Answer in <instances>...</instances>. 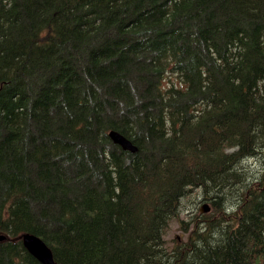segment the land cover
<instances>
[{
	"label": "trees",
	"instance_id": "1",
	"mask_svg": "<svg viewBox=\"0 0 264 264\" xmlns=\"http://www.w3.org/2000/svg\"><path fill=\"white\" fill-rule=\"evenodd\" d=\"M193 188L213 213L168 251ZM24 234L53 264H264V0H0V264H41Z\"/></svg>",
	"mask_w": 264,
	"mask_h": 264
},
{
	"label": "rangeland",
	"instance_id": "2",
	"mask_svg": "<svg viewBox=\"0 0 264 264\" xmlns=\"http://www.w3.org/2000/svg\"><path fill=\"white\" fill-rule=\"evenodd\" d=\"M176 77L174 75L168 76V81L174 80ZM170 79V80H169ZM100 144V141L98 142ZM228 152H233V150H228ZM115 156L118 153H114ZM263 165L262 158H244L240 163L234 165L232 167V172L240 171V173L246 177L244 183L250 185L253 182V178L256 174H260V170ZM103 169V168H102ZM103 171H105L103 169ZM231 172V170H229ZM260 185L258 183L250 185V187L244 190V194L249 193L250 191L260 189ZM227 188V193L229 194L228 198V205L229 210L232 212V201L235 195H239V184L238 185H228L225 186ZM241 191V190H240ZM211 199L208 196H205L203 192H201L198 188H193L188 191L183 198L179 199V208H178V215L176 218L172 219L169 224L167 225L165 232L162 235L163 240V247L167 248L168 251H171L176 244L181 242L188 241V234L184 233L181 229V225L179 222H184L187 225L188 231L194 229V226L197 222H201L202 215L211 214L213 213L212 206H211ZM216 201V199H214ZM217 207V206H215ZM203 208L208 210L207 213H200ZM6 234V233H3ZM0 237H3L1 235ZM212 238L206 239L208 245L211 247L216 246V237L211 236ZM10 240L14 241V238H9ZM197 242H201V240H197ZM16 263L20 262V259H16ZM182 264H190L189 259H186Z\"/></svg>",
	"mask_w": 264,
	"mask_h": 264
},
{
	"label": "water",
	"instance_id": "3",
	"mask_svg": "<svg viewBox=\"0 0 264 264\" xmlns=\"http://www.w3.org/2000/svg\"><path fill=\"white\" fill-rule=\"evenodd\" d=\"M110 139L120 146L122 150L130 153L137 151L136 147L131 144L129 140L117 133H110ZM207 209L203 208L202 213H207ZM22 240L24 248L32 254L41 264H53L52 253L50 249L42 242L40 238L32 234H24L19 237ZM4 237H0V241H3Z\"/></svg>",
	"mask_w": 264,
	"mask_h": 264
},
{
	"label": "bare ground",
	"instance_id": "4",
	"mask_svg": "<svg viewBox=\"0 0 264 264\" xmlns=\"http://www.w3.org/2000/svg\"><path fill=\"white\" fill-rule=\"evenodd\" d=\"M112 132H115V131H111V133H112Z\"/></svg>",
	"mask_w": 264,
	"mask_h": 264
}]
</instances>
